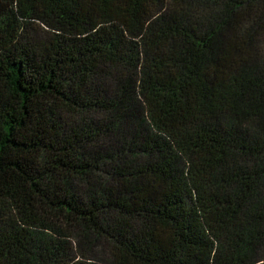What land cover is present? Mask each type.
<instances>
[{"label": "trees", "instance_id": "16d2710c", "mask_svg": "<svg viewBox=\"0 0 264 264\" xmlns=\"http://www.w3.org/2000/svg\"><path fill=\"white\" fill-rule=\"evenodd\" d=\"M0 264H264V0H0Z\"/></svg>", "mask_w": 264, "mask_h": 264}]
</instances>
